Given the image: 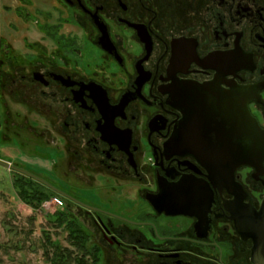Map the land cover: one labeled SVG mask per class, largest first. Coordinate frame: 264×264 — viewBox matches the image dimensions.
<instances>
[{
	"label": "flooded vegetation",
	"instance_id": "1",
	"mask_svg": "<svg viewBox=\"0 0 264 264\" xmlns=\"http://www.w3.org/2000/svg\"><path fill=\"white\" fill-rule=\"evenodd\" d=\"M244 116L264 132V0H0V166L59 190L24 175L79 264H255Z\"/></svg>",
	"mask_w": 264,
	"mask_h": 264
},
{
	"label": "rangeland",
	"instance_id": "2",
	"mask_svg": "<svg viewBox=\"0 0 264 264\" xmlns=\"http://www.w3.org/2000/svg\"><path fill=\"white\" fill-rule=\"evenodd\" d=\"M3 151L8 156L13 154L9 147ZM45 200L35 208L27 204L13 185L11 172L0 166V264H51L43 253L47 234L54 244L76 251L69 239L71 230L64 221L60 226L50 222L56 212H63L62 206Z\"/></svg>",
	"mask_w": 264,
	"mask_h": 264
},
{
	"label": "trees",
	"instance_id": "3",
	"mask_svg": "<svg viewBox=\"0 0 264 264\" xmlns=\"http://www.w3.org/2000/svg\"><path fill=\"white\" fill-rule=\"evenodd\" d=\"M13 185H15L20 197L30 206L35 208L38 203L42 202L45 199H48L51 196L57 195L61 197L56 192L47 189H41L36 187L34 181L29 177L24 175L14 176L13 177ZM63 212H56L54 214V219L50 220V222L54 223V225L60 226L63 224ZM67 227L71 230L70 241L73 245H80V247L84 248L85 242V234L84 236H80L77 234V231L74 228L73 221H69L66 223ZM82 233L81 231L79 234ZM44 254L46 256V260L51 264H79L80 258L77 253H75L71 249H64L60 244H57L51 241L50 236L47 234L43 240ZM50 247L51 249H49ZM84 264H87L86 261Z\"/></svg>",
	"mask_w": 264,
	"mask_h": 264
},
{
	"label": "water",
	"instance_id": "4",
	"mask_svg": "<svg viewBox=\"0 0 264 264\" xmlns=\"http://www.w3.org/2000/svg\"><path fill=\"white\" fill-rule=\"evenodd\" d=\"M247 107L244 104L243 105V112L244 114L247 112ZM248 113V112H247ZM232 127H236L238 129L241 128L243 131V136L241 139H239L237 142L233 144V146L237 147V150H240L242 152V158L243 160H248L252 158H264V132L260 131L256 127L254 128V131H250V134H246V130L250 128L247 118L244 116L242 122H237V125L235 123V119H231ZM0 165L3 166H9L8 163L0 161ZM21 173H23L26 176H29L33 179H36L37 181H40L42 183H45L48 187H50L52 190L59 192L58 189L55 187L47 184L42 179L38 178L37 176L25 171V170H19ZM73 199V198H72ZM76 201V200H75ZM78 202V201H76ZM85 207L95 209L93 207H90L88 205L83 204ZM246 230L248 231V235L252 237L254 245L252 248L253 253V260L255 264H264V197L260 203L259 210L257 212V219L253 223V225H247Z\"/></svg>",
	"mask_w": 264,
	"mask_h": 264
},
{
	"label": "built area",
	"instance_id": "5",
	"mask_svg": "<svg viewBox=\"0 0 264 264\" xmlns=\"http://www.w3.org/2000/svg\"><path fill=\"white\" fill-rule=\"evenodd\" d=\"M51 201H53L54 204L58 207H61L63 205L62 199L59 196H54L53 198L45 200V203H51Z\"/></svg>",
	"mask_w": 264,
	"mask_h": 264
}]
</instances>
